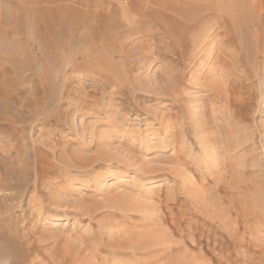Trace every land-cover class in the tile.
Returning a JSON list of instances; mask_svg holds the SVG:
<instances>
[{
	"label": "rangeland",
	"instance_id": "1",
	"mask_svg": "<svg viewBox=\"0 0 264 264\" xmlns=\"http://www.w3.org/2000/svg\"><path fill=\"white\" fill-rule=\"evenodd\" d=\"M19 1L0 0V112L13 119L0 120V264H110L77 250L91 252L110 227L144 233L165 226V211L196 208L233 245L213 259L175 238L186 259L264 264V0L220 1L212 16L168 0L185 10L160 17L165 32L154 12L119 19L125 0ZM129 199L142 208L124 212ZM109 215L112 226L99 224Z\"/></svg>",
	"mask_w": 264,
	"mask_h": 264
},
{
	"label": "bare ground",
	"instance_id": "2",
	"mask_svg": "<svg viewBox=\"0 0 264 264\" xmlns=\"http://www.w3.org/2000/svg\"><path fill=\"white\" fill-rule=\"evenodd\" d=\"M13 1V0H12ZM16 1V0H15ZM19 1V0H18ZM21 1V0H20ZM19 1V2H20ZM25 1H27V0H25ZM25 1H24V3H25ZM43 1V0H42ZM76 1V0H75ZM74 1V2H75ZM94 1V0H93ZM105 1V4H106V0H104ZM110 1V0H109ZM126 1V4L123 6L122 5V7H120V9H121V11H119L118 12V9H117V13H119V19H121L122 21H130L131 19H134V18H136V16H138V18H141L140 17V14L142 15V17L144 18L145 17V15H147V13L148 12H154L153 13V17H152V22H154L155 20H156V25H157V29L156 30H160V29H163V31L165 30L166 31V28H165V25H166V23L169 21V19H171L170 18V16L168 15V11L169 12H173V15H176L177 14V12L178 13H181V14H183V12H184V10L185 9H182V10H180L179 8H176L175 7V4H174V2L172 3V2H170V1H168V0H165V1H163V0H150V3L148 2V1H146V2H148L149 4L147 5L146 4V2L145 3H143V1H142V3H140L141 1H139V0H125ZM167 1V2H166ZM178 1H180V0H178ZM178 1H175V3L176 2H178ZM181 1H183V0H181ZM224 2L225 0H190V2H191V4H194L193 6H191L193 9H194V11L195 12H193V10H192V12L194 13V14H196V12L197 11H201V10H204V6H206V4L208 5V6H206V8L207 7H209V8H212L211 9V16H212V14H215V15H217V11H219L220 12V10L217 8V5L220 3V6H221V2ZM36 2V1H35ZM37 2H39V1H37ZM36 2V3H37ZM61 2H63V1H61ZM60 1H59V3H61ZM80 2V1H79ZM117 3H119L118 1H116ZM23 3V4H24ZM76 4H77V2H75ZM74 3V4H75ZM160 3H163L164 4V7L162 8V6H160V9H157V7L158 6H156V8H153V7H150V5L152 4V6L154 5L155 6V4H160ZM16 4V3H15ZM26 4V3H25ZM40 4V3H39ZM66 4H67V2H66ZM75 4V5H76ZM93 4L95 5L96 4V2H93ZM105 4H103V5H105ZM244 4V3H243ZM259 4V3H258ZM262 4V3H261ZM17 5V4H16ZM19 5H20V3H19ZM18 5V6H19ZM36 5V4H35ZM41 5V4H40ZM39 5V7H37V6H34V7H36L37 8V10H39V8L41 7V8H43L44 9V7H43V5L42 6H40ZM84 5V4H83ZM87 5V4H86ZM131 5H133V6H136L135 8L134 7H132ZM23 6H25L26 7V5H23ZM68 6V5H67ZM256 6H257V3H256ZM259 6V5H258ZM33 7V8H34ZM98 7V6H97ZM101 7H102V2H101ZM105 7L106 6H104V11L103 12H106L105 11ZM111 7V5L109 6V8ZM113 7V6H112ZM190 7V8H191ZM15 8H16V6H15ZM159 8V7H158ZM162 8V9H161ZM191 8V9H192ZM208 8V9H209ZM263 8V7H262ZM20 9V8H19ZM24 9V8H23ZM35 9V8H34ZM69 9H71V8H69ZM81 9H82V6H81ZM188 8H186V10H187ZM207 9V10H208ZM17 10V9H16ZM91 10V9H90ZM97 10V9H96ZM99 10V9H98ZM97 10V11H98ZM108 10V9H107ZM188 10H190V9H188ZM259 10V9H258ZM19 11V10H18ZM22 11V10H21ZM25 11V10H24ZM39 11H41V10H39ZM88 12H86V14L88 13H90L89 12V9L87 10ZM93 11V10H92ZM96 11V13H97V16H95V18L96 19H98V12L100 13V11H98L97 12ZM102 11V10H101ZM222 11V10H221ZM3 12H4V10H3ZM13 12V11H12ZM35 12V11H34ZM81 12V11H80ZM114 12V11H113ZM116 12H114L115 14H116ZM130 12H134V13H136V14H134V13H130ZM186 12V11H185ZM189 12V11H188ZM187 12V13H188ZM191 12V11H190ZM189 12V13H190ZM14 13V12H13ZM20 13L21 12H19V14L18 15H20ZM40 13V12H39ZM39 13H37V11H36V16H39V17H37V19H39L40 18V15H39ZM78 13H79V10H78ZM77 13V14H78ZM102 13V12H101ZM225 13V12H224ZM227 13V12H226ZM17 14V13H16ZM22 14V13H21ZM34 14V13H33ZM33 14H32V16H31V18L30 19H33L32 17H33ZM74 14V13H73ZM81 14V13H80ZM80 14H78L77 16H79ZM93 14H94V12H93ZM193 14V15H194ZM219 14V13H218ZM221 14H223V13H221ZM8 15V14H7ZM6 15V16H7ZM35 15V14H34ZM111 15V14H110ZM113 15V14H112ZM177 15H179V14H177ZM5 16V17H6ZM72 16V15H71ZM88 17H90L91 15H87ZM93 16V15H92ZM106 17H104V18H102L101 20H103L104 21V19L106 18L107 19V17H111V16H108V14L106 13V15H105ZM156 16V17H155ZM183 16V15H182ZM184 16H186V15H184ZM223 16V15H222ZM8 17V16H7ZM17 17H19V16H17ZM35 17V16H34ZM88 17H86V18H88ZM94 17V16H93ZM118 17V16H117ZM160 17L162 18V20L160 19ZM179 17H181L180 15H179ZM206 17V16H205ZM70 18V17H69ZM72 18H74V17H72ZM76 18V17H75ZM75 18H74V20H75ZM91 18V17H90ZM19 19V18H18ZM36 19V20H37ZM41 19V18H40ZM159 19H160V21L162 22L163 20H164V22H166L167 20V22L166 23H158L157 21H159ZM188 19V18H187ZM89 20H91V19H89ZM93 20V19H92ZM111 20V19H110ZM113 20H115V19H113ZM113 20H111V21H113ZM145 20V19H144ZM172 20V19H171ZM170 20V21H171ZM31 21V20H30ZM33 21V20H32ZM40 21L41 20H39V23H40ZM88 21V20H87ZM98 21H99V19H98ZM116 21H117V18H116ZM139 21V20H138ZM169 21V22H170ZM186 19L184 20L183 19V24H185L186 23ZM191 21V20H190ZM216 21V20H215ZM36 23H37V21H35ZM34 22V24H36ZM108 22H110V21H108ZM26 23V22H25ZM33 23V22H32ZM42 23H43V21L40 23L41 25H42ZM100 23V22H99ZM113 22H111V27H112V24ZM119 23V22H118ZM117 23V24H118ZM141 23V22H140ZM34 24H33V26H34ZM40 24H39V26H40ZM89 24V23H88ZM97 24V23H96ZM152 24V23H151ZM7 25H8V23H7ZM37 25V24H36ZM91 25V24H90ZM102 25H103V23H102ZM129 25H131V24H129ZM128 25V26H129ZM89 26V25H88ZM94 26H95V24H94ZM97 26V25H96ZM99 26V25H98ZM101 26V25H100ZM100 26H99V28H100ZM108 26V25H107ZM114 26V25H113ZM146 26V25H145ZM186 26V25H185ZM37 27V26H36ZM104 27V26H103ZM103 27L101 28V30L103 29ZM94 28V27H93ZM98 28V27H97ZM112 28H114V27H112ZM112 28L110 29V31H109V33L108 32H106L107 33V35H112V32H115V30L114 29H116V28H114L113 30H112ZM150 28V27H149ZM118 29H119V27H118ZM10 30H12V29H10ZM109 30V29H108ZM122 30V29H121ZM126 30H129V29H126ZM144 30V29H143ZM150 30V29H149ZM83 31V30H82ZM93 31V30H92ZM91 31V32H92ZM99 31V30H98ZM97 31V29L95 30V32H98ZM145 31V30H144ZM151 31V30H150ZM154 31V30H153ZM164 31V32H165ZM5 32V31H4ZM11 32V31H10ZM94 32V31H93ZM95 32L94 33H92V36H91V34L89 35L90 37H91V41H92V37H93V34H95ZM100 32V31H99ZM121 32V31H120ZM157 32V31H156ZM156 32L154 31V32H152L151 31V33H149V32H147V33H149L150 35H149V38H155V40H156V37L158 36H156L155 37V34H156ZM164 32H161L162 34H166V33H164ZM83 33V32H82ZM171 33V32H170ZM20 34V33H19ZM26 34V33H25ZM105 34V33H104ZM103 34V35H104ZM114 34H116L117 35V33H114ZM167 34H169V33H167ZM96 35H98V33L97 34H95L94 36H96ZM102 35V36H103ZM111 35H110V37H111ZM7 36V35H6ZM38 36H39V34H38ZM86 36V35H85ZM88 36V37H89ZM99 36V35H98ZM102 36H101V39H102ZM113 36V35H112ZM40 37V36H39ZM39 37H37V38H39ZM110 37H108V38H110ZM142 37V36H141ZM144 37V36H143ZM99 38V37H98ZM105 38V37H104ZM162 38V37H161ZM163 38H164V36H163ZM85 39H87V38H85ZM144 39V38H143ZM165 39V38H164ZM176 39V38H175ZM113 40V39H112ZM145 40V39H144ZM86 41H88L89 42V38L87 39V40H85V42ZM101 41V40H100ZM106 41V40H105ZM120 42H121V40H119ZM158 42H161V43H164V44H166V42H167V40L165 39V40H157ZM18 42V41H17ZM37 42H41V40L39 41V39H38V41ZM87 42V43H88ZM99 42V41H98ZM114 42H116V40H114ZM92 43V42H91ZM102 43V42H101ZM144 43V42H143ZM155 44L157 43L156 41L154 42ZM37 44H39V43H37ZM37 44H36V46H37ZM41 44V43H40ZM160 44V43H159ZM177 44V43H176ZM12 45V44H11ZM87 45V44H86ZM102 45V44H101ZM115 45H117V44H115ZM114 45V46H115ZM92 46V45H91ZM160 46V45H159ZM7 47V46H6ZM41 47V46H40ZM140 47V46H139ZM156 48V47H155ZM164 48V47H163ZM159 49V47H157V49H156V53H157V55L159 56V57H164V55L162 54V53H160V51L158 50ZM2 50V49H1ZM22 50V49H21ZM161 50V49H160ZM163 50V49H162ZM8 51V50H7ZM10 51V50H9ZM25 51H27V49L25 50ZM29 51V50H28ZM167 51H169V49L167 50ZM84 52V51H83ZM85 52H86V50H85ZM11 53V52H10ZM29 53V52H28ZM119 53H120V51H119ZM14 54V53H13ZM24 54H27V53H24ZM37 54H41V53H37ZM82 54V53H81ZM108 54V53H107ZM170 54V53H169ZM168 54V55H169ZM0 55H1V53H0ZM28 55V54H27ZM29 55H30V53H29ZM35 55V54H34ZM43 56V55H42ZM41 56V57H42ZM45 56V55H44ZM141 56V55H140ZM28 57V56H27ZM29 57H31V56H29ZM36 57V56H35ZM90 57H91V59L92 60H94V59H96V57H93L92 56V54H90ZM22 58V57H21ZM3 59V58H2ZM43 59V58H42ZM22 60V59H21ZM26 60V59H25ZM29 60V59H28ZM33 60V59H32ZM44 60H45V58H44ZM27 61V60H26ZM42 61V60H41ZM37 63V62H36ZM107 63V62H106ZM9 64V63H8ZM7 64V65H8ZM81 65V64H80ZM2 66V64L0 63V67ZM9 66V65H8ZM11 66V65H10ZM86 67V66H85ZM3 68V67H2ZM15 69V68H14ZM86 74V73H85ZM55 77V76H54ZM42 78V77H41ZM41 78H39L38 77V83L39 84H41V82H42V79ZM55 79V78H54ZM102 79V78H101ZM4 80V79H3ZM3 80H2V82H3ZM105 80L106 81H110V79L109 78H106L105 77ZM105 80H103L102 82H105ZM101 82V81H100ZM102 84V83H101ZM226 85V84H225ZM39 86V85H38ZM59 86V85H58ZM221 86V85H220ZM41 87H42V84H41ZM46 87V86H45ZM68 87V86H67ZM61 88V87H60ZM220 89V88H219ZM262 94H263V99H262V103H261V109H262V112H264V83H263V85H262ZM35 90H37V89H35ZM227 90V89H226ZM43 91V90H42ZM222 91V90H221ZM11 92H13V91H11ZM11 92H9V94H10V97L9 98H11L12 99V93ZM15 92V91H14ZM52 92V91H51ZM172 92V91H171ZM43 93V92H42ZM60 93V92H59ZM114 93V92H113ZM119 93V92H118ZM58 94V93H57ZM227 94V93H226ZM42 95V94H41ZM114 95V94H113ZM115 96V95H114ZM43 97V96H42ZM37 98H39V97H37ZM224 98V97H223ZM222 98V99H223ZM40 99V98H39ZM42 99V98H41ZM90 99V98H89ZM226 100L228 101V99L226 98ZM22 101V100H21ZM226 101V102H227ZM49 102H50V100H49ZM225 102V103H226ZM40 102L39 101H37V103L36 104H39ZM50 103H52V102H50ZM110 103V102H109ZM229 103V102H228ZM49 104V103H48ZM55 104V103H54ZM235 104V103H234ZM34 105V104H33ZM225 105V104H224ZM37 109V108H36ZM50 111V110H49ZM47 112V111H46ZM0 120H8V121H12L13 122V119H12V117L10 116V115H8L5 111L4 112H0ZM176 120V119H175ZM169 122V121H168ZM174 122H176V121H174ZM166 123V122H165ZM170 123V122H169ZM171 124V123H170ZM170 124H168V125H170ZM173 124V123H172ZM176 124V123H175ZM166 125H167V123H166ZM166 125H165V127H166ZM168 127V126H167ZM171 130V129H170ZM216 130V129H215ZM217 131V130H216ZM101 135V134H100ZM100 135H98V136H100ZM97 136V137H98ZM219 138V137H218ZM10 139V138H9ZM7 140V139H6ZM215 147V146H214ZM218 148V147H217ZM204 149V148H203ZM1 150V149H0ZM205 150V149H204ZM129 156V155H128ZM60 157V156H59ZM58 157V158H59ZM129 158H132L131 156H129ZM128 158V159H129ZM129 161H130V159H129ZM123 163L124 165H129V163H128V160H124V161H118L117 163ZM34 170V169H33ZM113 177V175H112V173H109L108 175H106L105 177H104V182H110V180H111V178ZM50 179V178H49ZM35 193V192H34ZM48 195V194H47ZM119 195V193L117 194V195H115V196H118ZM122 196V195H121ZM41 197V196H40ZM49 197H51V196H49ZM121 198V197H120ZM111 199V198H110ZM114 200V199H113ZM57 201V200H56ZM117 201V200H116ZM175 201V200H174ZM60 202V201H59ZM123 208H124V212H126L127 214L128 213H136V212H138L141 208H142V206L138 203V204H136V206L134 207H132V205H130V199H129V203L127 202V201H125V200H120L119 202H118ZM167 203V202H166ZM132 204V203H131ZM143 205V204H142ZM151 205V204H150ZM165 206V205H164ZM169 206V205H168ZM206 206V205H205ZM115 207V206H114ZM114 207L112 208L111 207V209H113L114 210ZM183 207V206H182ZM116 208V207H115ZM167 208V207H166ZM194 208V207H193ZM192 208V209H193ZM196 208V207H195ZM194 208V209H195ZM89 209H91V210H94V212L96 211V209H93V208H89ZM170 209V208H169ZM179 209V208H178ZM196 209H198V211L196 210ZM195 209V211L196 212H199L200 211V213H201V215L198 213H196V212H193V211H190L189 212V210H188V212H187V210L186 211H184V210H178V212L177 213H175L172 209L171 210H169V211H165L164 212V214L161 216V217H159V218H161L162 219V221H165V226L166 227H168L169 228V232H170V234L166 231V229L168 230V228H166L165 226L163 227L162 225V222H161V224L162 225H157V226H154V228L153 229H147V230H145L146 232H144L143 233V231H141V230H139V231H131V232H129V233H125L124 232V230L123 231H121V230H118V227H110L111 229V231H113V232H109V233H107L106 235H102V233L100 234V237H99V239H96L95 241L93 240V241H91V242H93V243H91V248H93L92 250H91V252L89 251V253H85V249L84 248H79V247H81V246H79L78 248V250H77V255L78 254H83V258H88L89 260H90V256L91 257H93L92 255L94 254V257H97V258H101V259H103L104 260V258H106V259H108V262L110 261L111 263L110 264H148L150 261H156V258L158 257H160V255H161V257L162 256H166L167 257V259L165 260V263L164 264H193L192 262H191V259H186L185 258V256H184V254L180 251V247H179V245H177V239H179V238H182L183 240H184V242L185 243H187V244H189V245H191L192 246V244H195V245H198L199 246V248H201V249H203L204 251H206L207 253L208 252H210V253H213V255H212V258L213 259H215L217 256V253L218 252H220V254H221V252H227L228 251V249L233 245V239L232 240H230V242L228 243V244H226L225 245V239H224V233H222V232H220V231H217L216 229H212L211 227H206L207 225H212V223L214 222V220H217V217H215V215L212 213V212H210V213H212V215H210L209 213H207V212H205V211H203L202 209H200V208H196ZM160 210V209H159ZM83 211V210H82ZM122 211V212H123ZM91 212V211H90ZM112 212V211H111ZM87 213V212H86ZM88 214H89V212H88ZM123 215V219L125 220V221H127V219H132L133 218V216H131V215ZM223 214V213H222ZM203 215V216H202ZM229 215V214H228ZM218 217H220V216H218ZM149 218V217H148ZM221 218V220L218 218V220H219V222H223L224 220H223V218L222 217H220ZM115 220V219H114ZM160 220V219H159ZM223 220V221H222ZM98 222H99V224L101 223V224H103L104 226H112V221H111V219H110V215L109 216H105V217H102V218H100L99 220H97ZM114 223H115V221H114ZM164 223V222H163ZM226 223H227V225H229V224H232V222L230 221V220H226ZM98 224V223H97ZM147 226V225H146ZM138 227H140V226H138ZM233 227V226H232ZM166 228V229H165ZM126 232H127V230H125ZM129 231V230H128ZM191 236V238H190V240L188 239L189 237ZM173 237V238H172ZM175 238H177V239H175ZM228 238H230V237H228ZM177 242V243H176ZM192 243V244H191ZM179 244V243H178ZM203 244V245H202ZM82 245H83V243H82ZM186 246V245H185ZM188 248V247H187ZM186 248V249H187ZM88 249H90V248H88ZM192 250V249H191ZM202 250V251H203ZM203 251V252H204ZM181 252V253H180ZM170 253V254H169ZM107 254H110V257L108 258V256H106ZM167 255H171V256H167ZM192 255H193V253H192ZM67 257V256H66ZM93 257V258H94ZM190 257V256H189ZM112 258H115V261H113V259ZM158 258H157V260H158ZM163 258V257H162ZM193 258V257H192ZM32 259V258H31ZM92 259V258H91ZM83 259H76V261H82ZM95 260V259H94ZM159 261H161L160 260V258H159ZM193 261H194V259H193ZM83 262V261H82ZM154 262H152V264L154 263ZM36 263V262H35ZM198 263V262H197ZM200 263V262H199ZM219 263V262H218ZM59 264H64V262L63 261H61V262H59ZM72 264V263H71ZM90 264H93V263H90ZM95 264V263H94ZM102 264V263H101ZM151 264V263H150ZM156 264H157V262H156ZM163 264V263H162Z\"/></svg>",
	"mask_w": 264,
	"mask_h": 264
}]
</instances>
